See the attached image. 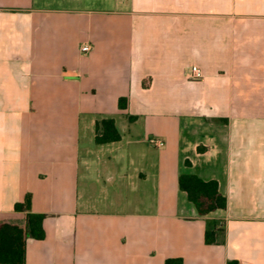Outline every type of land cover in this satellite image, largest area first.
Returning a JSON list of instances; mask_svg holds the SVG:
<instances>
[{
	"label": "crops",
	"instance_id": "0c3cea01",
	"mask_svg": "<svg viewBox=\"0 0 264 264\" xmlns=\"http://www.w3.org/2000/svg\"><path fill=\"white\" fill-rule=\"evenodd\" d=\"M184 174L227 209L201 217ZM28 194L25 264H264V0H0V222Z\"/></svg>",
	"mask_w": 264,
	"mask_h": 264
},
{
	"label": "trees",
	"instance_id": "16d2710c",
	"mask_svg": "<svg viewBox=\"0 0 264 264\" xmlns=\"http://www.w3.org/2000/svg\"><path fill=\"white\" fill-rule=\"evenodd\" d=\"M128 100H120V108L127 107ZM133 120V118H131ZM95 143L106 145L121 141L122 136L118 131L115 120L107 118L96 122ZM179 186L188 195L201 217H206L218 210H226L228 200L219 191L217 181H203L195 175H181ZM15 211L24 214L21 222H0V264H25L26 248L30 239L43 240L45 231L43 221L45 215L32 212V197L28 194L25 200L15 205ZM208 245L221 244L224 241V229L217 225H209L206 232ZM166 264H183L180 259H170ZM228 264H238L233 261Z\"/></svg>",
	"mask_w": 264,
	"mask_h": 264
},
{
	"label": "built area",
	"instance_id": "2783aa9c",
	"mask_svg": "<svg viewBox=\"0 0 264 264\" xmlns=\"http://www.w3.org/2000/svg\"><path fill=\"white\" fill-rule=\"evenodd\" d=\"M92 49L93 47L90 44H85L84 46L81 47V52L83 54H88L92 51ZM188 78L190 80L199 81L203 79V73L198 67L194 66L191 68ZM148 142L150 145L154 146L155 148H163L165 146V142L163 140L156 138H150Z\"/></svg>",
	"mask_w": 264,
	"mask_h": 264
}]
</instances>
